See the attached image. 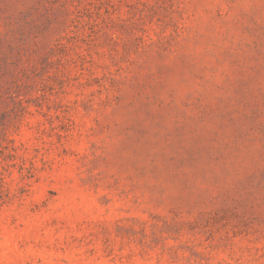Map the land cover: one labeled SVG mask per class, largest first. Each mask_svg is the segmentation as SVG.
<instances>
[{
	"label": "rangeland",
	"instance_id": "obj_1",
	"mask_svg": "<svg viewBox=\"0 0 264 264\" xmlns=\"http://www.w3.org/2000/svg\"><path fill=\"white\" fill-rule=\"evenodd\" d=\"M0 264H264V0H0Z\"/></svg>",
	"mask_w": 264,
	"mask_h": 264
},
{
	"label": "trees",
	"instance_id": "obj_2",
	"mask_svg": "<svg viewBox=\"0 0 264 264\" xmlns=\"http://www.w3.org/2000/svg\"><path fill=\"white\" fill-rule=\"evenodd\" d=\"M13 197V194L9 190L7 182L3 177H0V207L8 203Z\"/></svg>",
	"mask_w": 264,
	"mask_h": 264
}]
</instances>
